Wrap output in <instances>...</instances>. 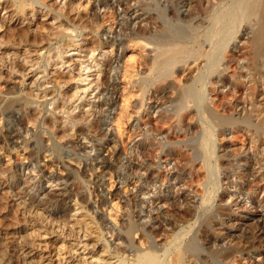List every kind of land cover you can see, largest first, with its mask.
<instances>
[{
  "label": "rangeland",
  "instance_id": "374dc122",
  "mask_svg": "<svg viewBox=\"0 0 264 264\" xmlns=\"http://www.w3.org/2000/svg\"><path fill=\"white\" fill-rule=\"evenodd\" d=\"M93 1L0 0V258L264 264V0Z\"/></svg>",
  "mask_w": 264,
  "mask_h": 264
},
{
  "label": "bare ground",
  "instance_id": "6f19581e",
  "mask_svg": "<svg viewBox=\"0 0 264 264\" xmlns=\"http://www.w3.org/2000/svg\"><path fill=\"white\" fill-rule=\"evenodd\" d=\"M115 1H117V0H115ZM119 1V0H118ZM124 1V0H123ZM207 1V0H206ZM230 1V0H229ZM255 1L256 0H237L230 8H228V9H225L224 11H217L216 12V16H215V26L217 25V28H219L220 30H228L229 29V27H230V25H231V23L232 22H236V21H239V19H241V17L243 16V14L245 13V12H247L249 9H250V11H249V13H251L252 11L251 10H253V12L255 13V11H254V7H256L255 5ZM260 1V0H259ZM258 1V2H259ZM113 2V1H112ZM126 2V1H125ZM205 2V1H204ZM93 3L94 4H96L97 3V0H94L93 1ZM108 3V2H107ZM119 3H120V1H119ZM198 3H199V1H198ZM226 3V2H225ZM112 4V3H111ZM114 4V3H113ZM132 4V3H131ZM119 5V4H118ZM115 6V5H114ZM118 7V6H117ZM126 7H128V6H126ZM135 7V6H134ZM259 7V6H258ZM120 8V7H119ZM118 8V10H121V8L119 9ZM218 8V7H217ZM222 8V7H221ZM132 9V8H131ZM219 9V8H218ZM122 10H124V9H122ZM126 10V9H125ZM120 12V11H119ZM123 12V11H122ZM252 12V13H253ZM125 13V12H124ZM132 13V12H131ZM135 13V12H134ZM215 13V12H214ZM213 15V14H212ZM128 16V15H127ZM127 16H126V18H127ZM132 16H134V15H132ZM129 17H130V14H129ZM129 19V18H128ZM243 20V19H242ZM242 22V21H241ZM240 22V23H241ZM214 26V27H215ZM212 28V27H211ZM216 28V27H215ZM183 48V47H182ZM182 50V49H181ZM166 52H168V50L166 51ZM171 52V51H170ZM182 52V51H181ZM184 52V51H183ZM182 52V53H183ZM178 55V54H177ZM180 55H182V54H180ZM204 55V54H203ZM171 56V55H170ZM182 57V56H181ZM180 58V57H179ZM204 59V58H203ZM196 64V63H195ZM13 65V64H12ZM191 66H193V65H191ZM190 66V67H191ZM188 71V70H187ZM13 74V73H12ZM108 75V74H107ZM106 76V75H105ZM99 79V78H98ZM98 81H100V80H98ZM104 81V80H103ZM102 81V82H103ZM108 81V80H107ZM101 83V82H100ZM105 83H107V82H105ZM102 84V83H101ZM102 86H103V84H102ZM102 86H101V88H102ZM105 86V85H104ZM104 86H103V88H104ZM97 87H98V85H97ZM109 87V86H108ZM99 89H100V87H99ZM98 90V89H97ZM101 90V89H100ZM103 90H105V89H103ZM109 91H107L106 93H108ZM100 95V94H99ZM105 95V94H104ZM3 97V96H2ZM4 97H5V95H4ZM103 97V96H102ZM1 98V97H0ZM100 98V97H99ZM7 99V98H6ZM13 99V98H12ZM102 99V98H101ZM97 100H98V97H97ZM2 101V100H1ZM0 101V102H1ZM3 101H4V99H3ZM5 101H7V100H5ZM11 102V101H10ZM9 102L7 101V105H10L11 103H9ZM1 104V103H0ZM6 104V103H5ZM12 105V104H11ZM102 105V104H101ZM104 105H105V103H104ZM5 105H3V107H4ZM109 106V105H108ZM7 107V106H6ZM15 107V106H14ZM110 107V106H109ZM9 108H12L11 106H9ZM9 108H4V110L5 109H9ZM11 110V109H10ZM110 110V109H109ZM111 111V110H110ZM3 112H5V111H3ZM16 112V111H15ZM0 114H2V113H0ZM8 115V114H7ZM14 115V114H13ZM6 117V116H5ZM4 120H5V118H4ZM14 120V119H13ZM2 121V120H1ZM12 121V120H11ZM21 124V123H20ZM5 125V124H4ZM23 125V124H22ZM8 126V125H7ZM6 126V127H7ZM25 126V125H24ZM110 126V125H109ZM108 126V127H109ZM1 128V127H0ZM25 128V127H24ZM27 128V127H26ZM25 128V129H26ZM30 129V128H29ZM110 129H112V128H110ZM82 130V129H81ZM113 130V129H112ZM31 131H32V129H31ZM34 131V130H33ZM5 132V131H4ZM7 132V131H6ZM12 132V131H11ZM10 132V133H11ZM19 132V131H18ZM77 132V131H76ZM80 133H81V131H80ZM80 133H78L79 135H80ZM84 133V132H83ZM83 133H81V134H83ZM4 134V133H3ZM14 134V133H13ZM19 134V133H18ZM7 135V134H6ZM85 135H86V133H85ZM81 136H83V135H81ZM15 137H18V135L16 134V136H13V135H11V140H14V138ZM25 138V137H24ZM72 138V137H71ZM81 138V137H80ZM71 140V139H70ZM79 140V139H78ZM83 141V140H82ZM5 142V141H4ZM8 142V141H7ZM70 142V141H69ZM74 142V141H73ZM14 144H17V141H15V142H13ZM3 144V143H2ZM5 144V143H4ZM3 144V145H4ZM7 144V143H6ZM71 144H72V142H71ZM84 145V144H83ZM11 146H13V144L11 145ZM82 147V146H81ZM84 147H86V146H84ZM0 148H2V147H0ZM76 148H78V147H76ZM9 149V148H8ZM49 149V148H48ZM85 149V148H84ZM1 150V149H0ZM46 150V149H45ZM65 150V149H64ZM73 151V150H72ZM1 152V151H0ZM9 152V151H8ZM76 153V152H75ZM79 154V153H78ZM26 156V155H25ZM26 158H28V157H26ZM37 159V158H36ZM33 160V159H32ZM38 160V159H37ZM60 160V159H59ZM73 160V159H72ZM59 162V161H58ZM63 162V161H62ZM64 162H65V160H64ZM73 162V161H72ZM133 162V161H132ZM27 163V162H26ZM30 163V162H29ZM36 163H37V161H36ZM35 163V164H36ZM22 164V163H21ZM58 164H60V163H58ZM133 164V163H132ZM142 164V163H141ZM24 165V164H23ZM23 165H21V167L23 166ZM63 165V164H62ZM131 165V164H130ZM129 165V166H130ZM134 167V166H133ZM142 168V167H141ZM133 169V168H132ZM138 169V168H137ZM139 170V169H138ZM135 171V170H134ZM142 175V174H141ZM61 176H63V175H61ZM155 181V180H154ZM153 183H155V182H153ZM142 184V183H141ZM145 191V190H144ZM237 201V200H236ZM1 228V227H0ZM259 234V233H258ZM206 238V237H205ZM258 239H259V237H258ZM193 240V239H192ZM22 243V242H21ZM7 244V243H6ZM23 245V244H22ZM16 246V245H15ZM26 246V245H25ZM14 247V246H13ZM18 247H19V244H18ZM191 248H192V246H191ZM19 249V248H18ZM2 250V249H1ZM179 252V251H178ZM13 253V252H12ZM0 256H3V255H0ZM6 256V255H5ZM32 256H33V252L31 251V250H29L27 247H21L19 250H18V257L21 259V260H23L25 263H28V264H30V263H33V262H31V261H33V259H32ZM34 258V257H33ZM178 258V257H177ZM243 258V257H242ZM245 258V257H244ZM248 258V257H247ZM15 260H17V259H15ZM254 260V259H253ZM8 261V260H7ZM4 258H0V264H7L8 262H7ZM178 261V260H177ZM175 262V261H174ZM179 263H180V261H179ZM176 264V263H175Z\"/></svg>",
  "mask_w": 264,
  "mask_h": 264
}]
</instances>
